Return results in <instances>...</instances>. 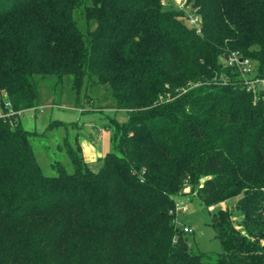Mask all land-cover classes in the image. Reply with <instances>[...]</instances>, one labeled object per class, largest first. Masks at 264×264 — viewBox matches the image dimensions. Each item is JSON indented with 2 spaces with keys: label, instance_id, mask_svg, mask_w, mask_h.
<instances>
[{
  "label": "trees",
  "instance_id": "trees-1",
  "mask_svg": "<svg viewBox=\"0 0 264 264\" xmlns=\"http://www.w3.org/2000/svg\"><path fill=\"white\" fill-rule=\"evenodd\" d=\"M161 2L0 0L2 111L39 107L53 76L70 77L76 105L83 87L108 86L127 116L109 120L97 172L74 136L72 171L52 164L54 176L20 118L0 122V264H264L263 95L222 63L238 52L264 69V0H186L198 33ZM180 195L205 208L237 199L211 214L221 252H190Z\"/></svg>",
  "mask_w": 264,
  "mask_h": 264
},
{
  "label": "rangeland",
  "instance_id": "rangeland-1",
  "mask_svg": "<svg viewBox=\"0 0 264 264\" xmlns=\"http://www.w3.org/2000/svg\"><path fill=\"white\" fill-rule=\"evenodd\" d=\"M163 2L164 7L170 6L174 10H181L186 18L193 15L184 6V0H163ZM73 18L78 28L85 31L82 7L74 11ZM108 88V86H96L85 93L83 87L76 105L70 77H65L62 84H57L53 76H46L39 82L37 87L39 107L22 112L19 118L23 128L34 134L32 146L44 175L54 176L56 171L52 164L57 163L66 171H72L70 161L63 150V142L72 141L74 136L88 169L92 172L100 169L103 158L99 160L98 153L112 151V128L109 120L117 119L116 114H103L109 109L116 110L114 103L108 97L110 91ZM50 104L52 106H49ZM78 108L84 112L80 113ZM184 192L187 194L188 189ZM176 199L186 209L176 214V222L180 230L183 227L190 229V232H184L185 237L188 238L190 252L195 254L221 252L220 242L215 238L210 225L211 214L218 209L233 210L237 199L208 208L201 205L193 195H180ZM234 219L237 221V216Z\"/></svg>",
  "mask_w": 264,
  "mask_h": 264
},
{
  "label": "built area",
  "instance_id": "built-area-1",
  "mask_svg": "<svg viewBox=\"0 0 264 264\" xmlns=\"http://www.w3.org/2000/svg\"><path fill=\"white\" fill-rule=\"evenodd\" d=\"M184 1L186 2V0ZM161 3H164L163 0ZM186 21L188 22V25L193 27L197 33L199 32L200 21L198 16L193 14L192 16L187 17ZM222 63L226 67H236L239 70V75L243 80L246 90L251 92L254 96L262 94L264 101V69L260 70L256 62L248 58H243L238 52H233L228 57H225L222 60ZM4 107L5 111L0 109V122L11 117L15 118L14 121H16V117H19L21 112L16 113L12 111L10 104L7 101L4 102ZM175 210L176 214L180 210L186 211L182 203L179 201L176 202ZM182 230L183 232H190V229L187 227H183Z\"/></svg>",
  "mask_w": 264,
  "mask_h": 264
},
{
  "label": "crops",
  "instance_id": "crops-1",
  "mask_svg": "<svg viewBox=\"0 0 264 264\" xmlns=\"http://www.w3.org/2000/svg\"><path fill=\"white\" fill-rule=\"evenodd\" d=\"M49 106H52L51 104ZM54 106V105H53ZM58 106V105H56ZM80 113H83L84 111L80 108L77 109ZM105 113H110V114H116L117 115V119L113 118L115 121H117L118 123H123L125 122L127 116H126V113L124 111H120V110H106L103 114ZM101 114V115H103ZM107 153H109V151H105L103 153L99 152L98 154L99 155V160H101ZM100 167H101V163H100Z\"/></svg>",
  "mask_w": 264,
  "mask_h": 264
}]
</instances>
